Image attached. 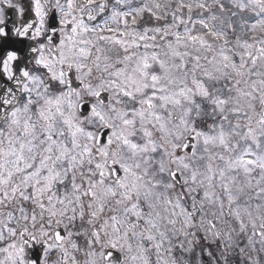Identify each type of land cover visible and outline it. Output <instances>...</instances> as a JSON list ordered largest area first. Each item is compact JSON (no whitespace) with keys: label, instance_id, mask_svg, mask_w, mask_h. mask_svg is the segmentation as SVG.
<instances>
[{"label":"snow or ice","instance_id":"obj_1","mask_svg":"<svg viewBox=\"0 0 264 264\" xmlns=\"http://www.w3.org/2000/svg\"><path fill=\"white\" fill-rule=\"evenodd\" d=\"M233 253L264 264V0H0V264Z\"/></svg>","mask_w":264,"mask_h":264},{"label":"rangeland","instance_id":"obj_2","mask_svg":"<svg viewBox=\"0 0 264 264\" xmlns=\"http://www.w3.org/2000/svg\"><path fill=\"white\" fill-rule=\"evenodd\" d=\"M229 261L230 264H242L240 258L238 255H236L235 253H233L230 257H229Z\"/></svg>","mask_w":264,"mask_h":264},{"label":"water","instance_id":"obj_3","mask_svg":"<svg viewBox=\"0 0 264 264\" xmlns=\"http://www.w3.org/2000/svg\"><path fill=\"white\" fill-rule=\"evenodd\" d=\"M17 1L21 2V4L27 3V0H17ZM8 16L9 17H12L13 16V13L10 12Z\"/></svg>","mask_w":264,"mask_h":264}]
</instances>
